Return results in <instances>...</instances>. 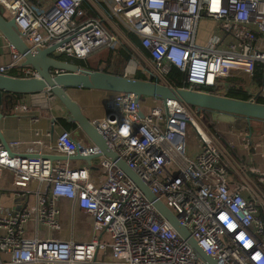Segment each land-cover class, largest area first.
<instances>
[{"label":"built area","instance_id":"built-area-1","mask_svg":"<svg viewBox=\"0 0 264 264\" xmlns=\"http://www.w3.org/2000/svg\"><path fill=\"white\" fill-rule=\"evenodd\" d=\"M35 3L0 0L1 14L15 22L33 54L56 47V57L86 61L124 48L131 55L124 77L135 78L140 71L145 80L169 85L175 68L185 76L180 89L220 96L228 79L244 78L250 82L243 87L248 101L264 104V0ZM86 6L97 17L89 16ZM204 19L215 24L216 33L200 45ZM10 47L0 75L17 70L37 77ZM48 98L54 96L48 92ZM149 99L150 106L141 100L140 117L133 94H116L106 115L91 123L217 264H264V174L233 160L202 125L200 109ZM16 109L27 112L25 106ZM188 128L199 140L192 155L187 154ZM76 153L93 159H63ZM100 155L96 145L66 131L55 141L51 131H36L26 143L0 141V184L9 185H0V193L23 198L19 211L0 203V254L9 256L0 264H204L117 162ZM62 202L68 210L65 225ZM79 214L85 216L82 225ZM78 224L89 226L84 239L76 236Z\"/></svg>","mask_w":264,"mask_h":264},{"label":"water","instance_id":"water-1","mask_svg":"<svg viewBox=\"0 0 264 264\" xmlns=\"http://www.w3.org/2000/svg\"><path fill=\"white\" fill-rule=\"evenodd\" d=\"M0 34L24 57L25 62L23 67L32 69L38 75L37 77L0 75V92L13 95H35L46 91L50 92L66 109L68 122L75 123L78 131L82 132L85 139L100 149V156H105L117 162L127 178L143 192L146 198L153 203L155 208L171 224L176 232L191 245L197 258L204 264H217L216 260L209 257L196 243L188 230L179 224L175 215L152 194L149 187L123 161L118 159L115 151L98 133L91 121L85 117L80 106L68 95V90L83 89L102 91L113 96L116 94H133L138 106L137 113L140 117H143L140 110V102L145 97L162 101L173 100L191 108L207 110L220 115L242 117L248 122L252 119L264 121V104L183 90L170 85L153 83L151 79L138 80L105 73L103 71L82 69L72 63L59 60L54 54L56 47L41 50L33 54L18 34L15 22L13 20H7L1 12ZM4 119L5 116L0 112V141L3 144H7L8 141L1 130ZM54 128L53 125L51 128V134L53 136ZM63 159L91 163L93 158H83L79 153H76L72 157Z\"/></svg>","mask_w":264,"mask_h":264},{"label":"crops","instance_id":"crops-1","mask_svg":"<svg viewBox=\"0 0 264 264\" xmlns=\"http://www.w3.org/2000/svg\"><path fill=\"white\" fill-rule=\"evenodd\" d=\"M86 8H88V6H86ZM88 9H90L89 16L97 17L95 10L91 8ZM201 23L214 24L212 21L207 19L202 20ZM215 33V29H212L208 35H204L199 26L197 35L198 44L204 45L207 41L213 38ZM11 54L12 50L10 43L3 37L2 34H0V66L9 63ZM242 80L243 83H240L242 87H245V85L250 83L247 79L243 78ZM68 95L80 106L85 117L91 122L95 119L103 118L106 115L108 102L114 97L112 94L106 92L83 89H69ZM144 104L150 106L153 104V100L148 98L144 101ZM18 106H25L27 108V112L19 113L16 109ZM11 109H13L11 114L0 110V112L5 116V119L2 121L1 130L8 143H26L32 141L35 139L36 131L41 133L51 131L53 125L55 127L53 136L54 141L65 132V130L58 125L57 120L59 118L67 119L68 113L57 98H48L47 91L35 95H23L17 99L15 106L11 107ZM221 118H227V121L244 120V125L247 126V133H245V137H241V134H238L239 131L230 130V124L227 122L226 125L223 126L226 130L224 131L223 138L227 144H230V148L234 149V152L236 153L235 155L239 158L236 161L238 164L246 167L247 169H253L260 174H264V121L252 119L248 122L245 118L230 115H225ZM69 133L78 137L77 131H71ZM80 139L83 140L84 138ZM0 185L3 187L9 186L7 183H1ZM262 187L264 189V186ZM0 203L3 204L6 210L16 211V197L13 194L7 193L2 195L0 193ZM0 259L5 262L9 260V256L0 254Z\"/></svg>","mask_w":264,"mask_h":264},{"label":"trees","instance_id":"trees-1","mask_svg":"<svg viewBox=\"0 0 264 264\" xmlns=\"http://www.w3.org/2000/svg\"><path fill=\"white\" fill-rule=\"evenodd\" d=\"M132 42L138 46V41L136 38L132 37ZM106 52L107 58L106 60H99L98 63L93 66L89 63L90 59L92 57L98 56L100 53ZM92 57L88 58L86 61L82 60H76L67 58L65 56H59L58 59L61 61H66L69 63H72L82 69H87L91 71H103L105 73L123 76V69L126 67V65L129 63V60L131 58L130 53L124 49L120 48L117 50H104L102 52H99L98 54L93 55ZM117 67H121L118 69V71H115L114 69H117ZM11 76L14 77H23L20 71L13 70L10 73ZM259 77V76H258ZM185 76L184 74L179 71L178 69H172L170 74L167 77V82L170 86L174 88H181L182 82L184 80ZM135 79L138 80H145V77L139 72H137ZM227 82L229 83V88L225 93L221 94L222 96L235 99V100H241V101H248L249 96L247 92L244 90L243 87H241L240 83H243L242 79H228ZM240 85L239 87L233 86V85ZM23 95H13L5 92H0V108L1 111L7 110L12 111L11 107H14L16 104V101L19 97ZM200 112L204 114L206 117L213 116L211 111L202 110L200 109ZM57 123L59 126H61L65 131L71 132V131H78L77 125L75 123H70L67 121V119L59 118L57 120ZM214 134L215 131H212ZM221 142L224 143L225 147L232 152V154L235 155V152L233 149L230 148V146L224 141L223 138L219 137L217 133L215 134Z\"/></svg>","mask_w":264,"mask_h":264},{"label":"rangeland","instance_id":"rangeland-1","mask_svg":"<svg viewBox=\"0 0 264 264\" xmlns=\"http://www.w3.org/2000/svg\"><path fill=\"white\" fill-rule=\"evenodd\" d=\"M29 2H30V4L32 6H35V4H36L35 0H29ZM44 9H45V6L42 5L41 6V10H44ZM38 12H40V11H38ZM5 17L9 18L7 15H5ZM212 29H215V25L214 24L213 25L210 24V23H206V24H204V23L202 24L201 23L200 24V30H201V32H203L204 35H208V33L210 31H212ZM106 58H107V54H106V52H103L102 54L100 53L98 56L96 55V57L95 56L92 57V59H90L89 63L91 65L95 66L98 63L99 60H106ZM130 60H131V58H130ZM143 66H144V64H143ZM120 68L121 67H117V69H114V70L118 71V69H120ZM146 99H148V98H146V97L142 98L143 101H145ZM4 112H9V114H11V110L10 111L4 110ZM212 115H214V116L206 117L204 114H202L199 111L197 117L200 119V121H201L203 126H205L206 128H208L211 131H215L217 133V135H219V137H221V138H223L224 131H226L223 126H225L227 122H229V124H230V127H231L230 130L239 131L238 134H241V137H245V133H247V126L244 125L245 124L244 120L227 121V118H221L223 116L219 117V116H217L218 115L217 113L212 112ZM77 132H78V137L79 138L72 135L75 139H77V140H79L80 138H84L85 139V137L82 134V132H80V131H77ZM84 141L88 142L86 139ZM198 143H199V140L196 139L195 134L190 130V128H188V133H187V154L188 155H192L194 151H197ZM220 143L225 147L223 142L220 141ZM229 146H230V144H229ZM228 151L231 153L233 160L237 161L239 159L237 155H233L230 150H228ZM233 151H234V149H233ZM169 169L171 170V173H174V174L178 173L176 167L174 165H172V164L170 165ZM22 202H23V198L22 197L16 198V203H15V210L16 211H19L21 209ZM66 204H67L66 202H62L63 209H62L61 221H62L63 225L66 224V221L68 219V210H67ZM78 219H79L80 224L81 223L83 224L85 222V216L83 214H79ZM80 224L77 225L75 233H76V236H78L81 239V237H83L82 236L83 234H88L89 226L88 225L86 226L84 224L83 225L84 228H82V226H81L82 224L81 225ZM55 236L58 237L57 234ZM83 239H84V237H83Z\"/></svg>","mask_w":264,"mask_h":264}]
</instances>
